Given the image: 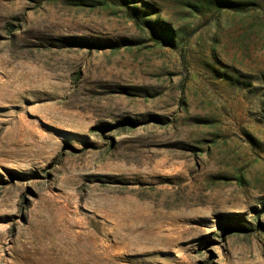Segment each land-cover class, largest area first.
Here are the masks:
<instances>
[{
    "label": "rangeland",
    "instance_id": "1",
    "mask_svg": "<svg viewBox=\"0 0 264 264\" xmlns=\"http://www.w3.org/2000/svg\"><path fill=\"white\" fill-rule=\"evenodd\" d=\"M0 264H264V0H0Z\"/></svg>",
    "mask_w": 264,
    "mask_h": 264
},
{
    "label": "trees",
    "instance_id": "2",
    "mask_svg": "<svg viewBox=\"0 0 264 264\" xmlns=\"http://www.w3.org/2000/svg\"><path fill=\"white\" fill-rule=\"evenodd\" d=\"M233 5L237 6L238 4H241V3H237V2H231ZM238 7V6H237Z\"/></svg>",
    "mask_w": 264,
    "mask_h": 264
}]
</instances>
